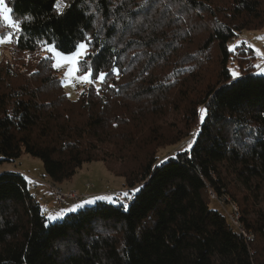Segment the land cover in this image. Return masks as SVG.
<instances>
[{
  "label": "trees",
  "instance_id": "obj_1",
  "mask_svg": "<svg viewBox=\"0 0 264 264\" xmlns=\"http://www.w3.org/2000/svg\"><path fill=\"white\" fill-rule=\"evenodd\" d=\"M63 1L6 0L21 27L14 48L43 51L34 66L0 65V162L30 154L62 183L102 161L131 198L89 199L52 221L24 173L0 172V264H264V75L229 68L230 42L264 26V0ZM81 42L107 75L72 99L44 49ZM169 101L186 103L187 135L161 131ZM192 135L158 162L159 148ZM211 189L239 198L240 227Z\"/></svg>",
  "mask_w": 264,
  "mask_h": 264
},
{
  "label": "rangeland",
  "instance_id": "obj_2",
  "mask_svg": "<svg viewBox=\"0 0 264 264\" xmlns=\"http://www.w3.org/2000/svg\"><path fill=\"white\" fill-rule=\"evenodd\" d=\"M65 5L64 1L61 2L62 7ZM5 6L8 8L6 0ZM10 30L11 28L4 26L3 21H0V35L9 34ZM229 46L232 49L237 47V51L234 53L233 58L229 63V68L233 73H237L239 75L242 69V71L254 70L256 74L264 75V26L258 30L243 31L236 39L230 42ZM189 50L194 52L196 51V48L191 45V49H185L183 52L186 53ZM42 51L43 48H40L34 54L29 52H19L14 48L13 42L3 43L0 44V65H4L7 62L14 63L20 61L34 66L33 64L36 62L35 59L42 56ZM44 53L48 52L45 51ZM212 57L216 59L215 51L213 52ZM257 65L260 67H257ZM210 66L213 67V65ZM208 69L213 71V68ZM67 70V65L61 66L57 68V75L62 76L64 90L67 92L69 97L76 99L80 92L87 85H89V83H79L73 81L75 86L66 84L65 73ZM83 74L84 72L78 73V75ZM189 75L190 72L187 71L181 77L182 79L189 78ZM100 82L101 81L97 80L95 82L96 86H99ZM48 91L49 93H54L51 89H48ZM169 102L170 107L168 108L167 116L164 113L160 119L157 120V123H164V121H167V125L166 123L161 125V131L165 128V132H169V135L171 136H174V134H177L178 136H182L183 134L187 135L190 130L189 125L186 127L187 125H184L185 123L181 122L183 119L182 114L186 110V108H184L186 103L184 101H174V107H172L173 101ZM187 105H189V101L187 102ZM193 139L194 135L188 139H183L178 144L159 148L158 162L166 160L168 156L174 155L178 151L189 148V145L193 143ZM113 169L114 170L111 171L102 161L85 163L71 179L62 183H53L45 173L42 160L40 158L33 157L30 154L23 153L19 158L11 162H0V172L6 170H17L24 173L28 179L29 188L38 197L46 216H57V214H59L60 218L58 219H61L71 211L90 204L87 203V200L89 199L92 200V202H96L98 200H103L108 203L125 202L127 198L124 194L129 193V190L132 189L126 186L124 177L117 174L118 168L113 167ZM56 188L61 189L66 193L73 192L76 195L78 194L81 200H67L66 203L64 202V204H60L56 200ZM259 193L261 194V197L256 206H261L264 209V183ZM215 195L221 202L219 200H214L210 196L212 199V206L214 204L218 206V208L225 211L231 221V216L234 215L235 212H239L240 214V204H238L239 198H236V201L225 192H223L222 195H217L216 193ZM119 196H122V198ZM235 207H237V209H235ZM234 218L236 219V217ZM236 221L237 225L233 221L232 223L240 227L239 219H236Z\"/></svg>",
  "mask_w": 264,
  "mask_h": 264
},
{
  "label": "snow or ice",
  "instance_id": "obj_3",
  "mask_svg": "<svg viewBox=\"0 0 264 264\" xmlns=\"http://www.w3.org/2000/svg\"><path fill=\"white\" fill-rule=\"evenodd\" d=\"M57 9L62 11L61 0H57ZM30 19V18H27ZM0 21H3L4 26L8 28H12L16 31L20 30V25L16 23L11 17V10L5 6V0H0ZM13 42L12 34L9 33L7 35H0V44L3 43H11ZM89 45L81 42L76 47L75 50L71 53H63L59 51L54 45H46L45 51L49 52L52 58L55 60L54 67L59 68L61 66L67 65L68 70L65 73V83L75 86L73 81L79 83H93L95 80L104 81L107 73L95 72L91 65L88 62L87 57H89V52L87 51ZM84 58V59H82ZM257 67H260L257 65ZM83 70V75H78L79 72ZM238 74L233 73V77L235 78ZM206 110H201V121L203 122L204 115ZM191 147V145H189ZM134 191H139V189H135ZM126 198H131L129 193L124 194ZM125 210H127V206L125 205ZM60 218L59 214L57 216H49V220H56Z\"/></svg>",
  "mask_w": 264,
  "mask_h": 264
},
{
  "label": "built area",
  "instance_id": "obj_4",
  "mask_svg": "<svg viewBox=\"0 0 264 264\" xmlns=\"http://www.w3.org/2000/svg\"><path fill=\"white\" fill-rule=\"evenodd\" d=\"M16 23H18V22H16ZM19 24V23H18ZM10 33L12 34V36L14 37V38H18V37H20L21 36V27H20V30L19 31H16V30H14V29H12L11 28V30H10ZM56 191V200H57V202L58 203H60V204H62V203H64V202H66L67 200H69V199H71V200H79L80 199V197H79V195L77 194H75V193H73V192H70V193H66V192H64V191H62L61 189H55ZM210 196L214 199V200H219L217 197H216V195H215V193L211 190L210 191ZM220 201V200H219ZM221 202V201H220ZM235 209H237V207H235ZM234 217H236V219L238 220L239 219V212H235V214L234 215H232L231 216V218H232V221L234 222V223H236V225H237V221H236V219L234 218Z\"/></svg>",
  "mask_w": 264,
  "mask_h": 264
},
{
  "label": "bare ground",
  "instance_id": "obj_5",
  "mask_svg": "<svg viewBox=\"0 0 264 264\" xmlns=\"http://www.w3.org/2000/svg\"><path fill=\"white\" fill-rule=\"evenodd\" d=\"M215 193V192H214ZM225 198V197H224Z\"/></svg>",
  "mask_w": 264,
  "mask_h": 264
}]
</instances>
